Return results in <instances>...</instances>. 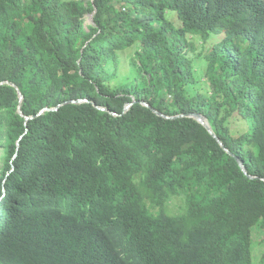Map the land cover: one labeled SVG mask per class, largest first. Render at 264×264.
Instances as JSON below:
<instances>
[{"label":"trees","instance_id":"16d2710c","mask_svg":"<svg viewBox=\"0 0 264 264\" xmlns=\"http://www.w3.org/2000/svg\"><path fill=\"white\" fill-rule=\"evenodd\" d=\"M256 226L264 0H0V264H253Z\"/></svg>","mask_w":264,"mask_h":264},{"label":"rangeland","instance_id":"374dc122","mask_svg":"<svg viewBox=\"0 0 264 264\" xmlns=\"http://www.w3.org/2000/svg\"><path fill=\"white\" fill-rule=\"evenodd\" d=\"M93 14L88 13L86 15V24L92 23ZM134 49H129L121 54V64L119 68V81L123 79L127 74L132 72L131 69V57L134 55ZM194 56L193 54H191ZM196 69L199 82L195 84L194 88L206 91L209 89L208 79L205 76V65L202 61L196 60ZM184 204V198L177 197L167 205V209L171 214H178L182 212V205ZM253 264H262L261 258L264 253V227L256 226L253 229Z\"/></svg>","mask_w":264,"mask_h":264},{"label":"water","instance_id":"95a60500","mask_svg":"<svg viewBox=\"0 0 264 264\" xmlns=\"http://www.w3.org/2000/svg\"><path fill=\"white\" fill-rule=\"evenodd\" d=\"M93 14V13H92ZM10 85H14L15 86V84H13V83H11V82H8ZM20 96H21V99H23V95L21 94V92H20ZM82 101H88V99H79V100H72L71 102H82ZM134 102H136V100L135 101H133V102H130V103H127L126 104V107H125V111H127L129 108H130V106L134 103ZM143 104L144 105H146V106H148L149 108H152L151 107V105L148 103V102H146V101H143ZM94 105L95 106H97L95 103H94ZM97 107H99V106H97ZM58 107H56L55 109H57ZM99 108H101L102 110H107L106 108H104V107H99ZM153 109V108H152ZM153 111L155 112V113H157V114H159V115H161V116H164V117H166V118H175V117H182V116H187V117H193V118H195L197 121H199L201 124H203L207 129H208V131L218 140V142L228 151V152H230L229 151V149L227 148V147H225V145L223 144V142H222V140L217 136V134L215 133V131L213 130V128H212V126L210 125V123H209V121H208V119L203 115V114H201V113H198V112H191V113H185V114H179V115H175V116H169V115H165V114H163L162 112H160V111H158V110H156V109H153ZM41 112H43V110L41 111ZM30 117H27V119H29ZM231 153V152H230ZM232 155H234V154H232ZM236 159H237V161L239 162V164H240V166H241V168L244 170V172L246 173V174H248L247 173V170H246V167H245V165H244V163H243V161L239 158V157H237L236 156Z\"/></svg>","mask_w":264,"mask_h":264},{"label":"clouds","instance_id":"9594fccd","mask_svg":"<svg viewBox=\"0 0 264 264\" xmlns=\"http://www.w3.org/2000/svg\"><path fill=\"white\" fill-rule=\"evenodd\" d=\"M4 190V189H3Z\"/></svg>","mask_w":264,"mask_h":264}]
</instances>
